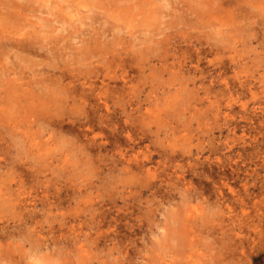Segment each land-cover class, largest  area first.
Listing matches in <instances>:
<instances>
[{
    "label": "rangeland",
    "instance_id": "374dc122",
    "mask_svg": "<svg viewBox=\"0 0 264 264\" xmlns=\"http://www.w3.org/2000/svg\"><path fill=\"white\" fill-rule=\"evenodd\" d=\"M119 54L127 114L43 120ZM0 264H264V0H0Z\"/></svg>",
    "mask_w": 264,
    "mask_h": 264
},
{
    "label": "bare ground",
    "instance_id": "6f19581e",
    "mask_svg": "<svg viewBox=\"0 0 264 264\" xmlns=\"http://www.w3.org/2000/svg\"><path fill=\"white\" fill-rule=\"evenodd\" d=\"M22 8V5L17 2L10 5L7 4L6 7H4L6 10V18H14L17 16L15 14L21 15L20 10H22ZM19 35L20 37L14 36L10 44H15L14 46L17 47L23 46V48L27 50L34 51V41L32 39L25 38L27 34ZM158 44L162 45L163 41H159ZM106 56L107 57L100 59V64L102 63V66H95L87 71H83L80 68L79 70L81 71L73 68L68 69L67 66L53 63L52 66H54V69L44 72L45 81L43 84L48 91L46 94L49 95V93H51L56 96V99L52 106L50 105L49 100L40 103L43 120L54 121L62 127L64 123L62 119L65 116L79 119L76 117L75 111L76 109H80L84 111V114H86V120H82L81 118L79 119L81 120V125L84 126L88 123L91 124L90 128H92L94 125V121H92L93 116L99 115V122L104 124L107 119L110 121V119H114L119 116V113L127 114L128 111L126 108L121 112L116 110L111 112L110 103L114 100L113 94H115L116 91L115 86L111 85L114 78L122 79L123 85L118 92L120 91L122 95H125L129 92L128 84L130 81V75L128 74V71H124L118 76V72L113 71L111 67L114 66V62L118 61V64H122L119 67L124 66L125 69H127V67L129 68L131 66V62L134 63L136 60H128L127 57H123L122 54H119L118 56ZM119 56L121 57L120 59H118ZM117 66H115V69ZM100 76L104 78L101 85L96 80V78ZM17 81V79L13 80V88L11 89L12 96H15L18 92L17 84L19 83ZM29 104H31V102ZM15 105H17V101H15Z\"/></svg>",
    "mask_w": 264,
    "mask_h": 264
},
{
    "label": "clouds",
    "instance_id": "9594fccd",
    "mask_svg": "<svg viewBox=\"0 0 264 264\" xmlns=\"http://www.w3.org/2000/svg\"><path fill=\"white\" fill-rule=\"evenodd\" d=\"M68 128H69V125L68 124H64L63 125V130L65 131V133L68 132Z\"/></svg>",
    "mask_w": 264,
    "mask_h": 264
}]
</instances>
